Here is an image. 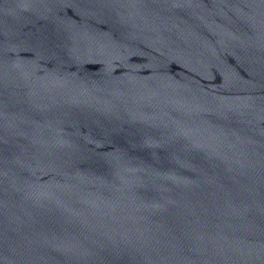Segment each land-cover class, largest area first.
I'll return each instance as SVG.
<instances>
[{"label":"water","instance_id":"1","mask_svg":"<svg viewBox=\"0 0 264 264\" xmlns=\"http://www.w3.org/2000/svg\"><path fill=\"white\" fill-rule=\"evenodd\" d=\"M0 264H264V0H0Z\"/></svg>","mask_w":264,"mask_h":264}]
</instances>
